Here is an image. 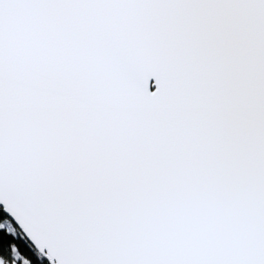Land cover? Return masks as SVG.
Instances as JSON below:
<instances>
[{
  "label": "snow or ice",
  "instance_id": "obj_1",
  "mask_svg": "<svg viewBox=\"0 0 264 264\" xmlns=\"http://www.w3.org/2000/svg\"><path fill=\"white\" fill-rule=\"evenodd\" d=\"M0 264H264V0H0Z\"/></svg>",
  "mask_w": 264,
  "mask_h": 264
},
{
  "label": "trees",
  "instance_id": "obj_2",
  "mask_svg": "<svg viewBox=\"0 0 264 264\" xmlns=\"http://www.w3.org/2000/svg\"><path fill=\"white\" fill-rule=\"evenodd\" d=\"M22 238V237H21Z\"/></svg>",
  "mask_w": 264,
  "mask_h": 264
}]
</instances>
